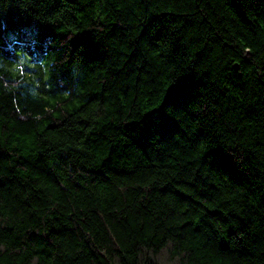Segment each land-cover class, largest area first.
I'll list each match as a JSON object with an SVG mask.
<instances>
[{
    "label": "trees",
    "instance_id": "1",
    "mask_svg": "<svg viewBox=\"0 0 264 264\" xmlns=\"http://www.w3.org/2000/svg\"><path fill=\"white\" fill-rule=\"evenodd\" d=\"M0 264H264V0H0Z\"/></svg>",
    "mask_w": 264,
    "mask_h": 264
}]
</instances>
